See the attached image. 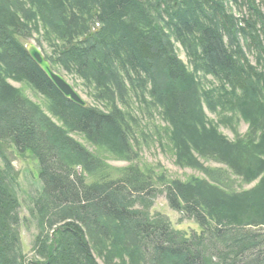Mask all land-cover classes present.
<instances>
[{
	"label": "trees",
	"instance_id": "trees-1",
	"mask_svg": "<svg viewBox=\"0 0 264 264\" xmlns=\"http://www.w3.org/2000/svg\"><path fill=\"white\" fill-rule=\"evenodd\" d=\"M227 1L0 0V264H100L96 255H106L105 264H264V75L245 53L255 48L264 61V14L257 0H234L250 11L242 25ZM34 34L52 67L79 79L95 104L82 107L56 88L22 41ZM9 79L45 96L57 121ZM133 99L161 108L169 125L159 139H167L179 166L208 179H172L136 164L110 169L104 154L130 150ZM205 107L232 111L248 122L247 132L230 140ZM71 133L84 134L98 152ZM7 145L39 165L32 208L39 259L22 251ZM197 156L226 164L240 185L258 181L227 192L222 185L231 176ZM163 192L198 231L151 213Z\"/></svg>",
	"mask_w": 264,
	"mask_h": 264
},
{
	"label": "rangeland",
	"instance_id": "rangeland-1",
	"mask_svg": "<svg viewBox=\"0 0 264 264\" xmlns=\"http://www.w3.org/2000/svg\"><path fill=\"white\" fill-rule=\"evenodd\" d=\"M242 1L243 0H238L239 3ZM256 3L259 5L261 12L264 14V0H257ZM226 6L230 8L235 17L240 20L239 22H241L242 25H245V22L241 21V19L242 17H250V11H248L247 6L241 7L239 4L234 2V0H228ZM37 37V34H34L33 38L22 39V41L24 43L33 41L37 44ZM43 47L46 49V52L50 54V50L47 45L43 44ZM174 47L180 59L184 62L187 68L192 71L193 66L190 63L183 46L179 43H175ZM245 53L250 63L253 66H256L260 72H263L264 75V61L262 58L260 59L261 53L256 51L255 48L249 49L248 47L245 49ZM56 69L57 72L63 74L71 82L80 95L88 102V105L95 104L92 98L87 95L86 90L79 85V79L71 74H67L61 67L56 66ZM197 76L208 85L219 84L214 77L210 75L206 76L202 72H198ZM9 83L13 87L20 89L32 103L37 104L44 112L51 116L53 120L57 121V119L49 111L48 99L36 91L30 84L25 81L15 79H9ZM132 107L136 119H131L132 129L129 132V140L131 144L130 150L125 156H122L123 153L121 155H116L115 153L104 154L106 163L110 166V169L113 170V172H118L127 166L136 164L142 168H151L154 170L155 175L162 173L172 179L187 180L193 176L195 178L201 177L208 179L207 174L202 170L179 166L176 163V155L174 151L166 144L167 139L163 138L162 141L159 139L158 133L163 132L162 128L169 125L163 118L160 107L156 104L146 105V103L139 101V99L132 100ZM205 111L207 117L212 119L215 123H218L221 133L227 136L230 140L236 139L238 135H245L248 130V122L235 116L232 111H223L220 108H217L215 111H211L206 107ZM71 135L90 150L98 152V148L94 146L84 134L71 133ZM7 147L6 151L8 150L7 154L13 166L10 176L14 178L12 184L20 201V217L22 222L18 227V231L21 238L22 251L28 260L39 259L40 255L36 252L35 241L40 234V224L36 214L32 213L34 198L40 191L42 185L39 180V165L33 156L29 154L24 156L19 155L14 146L7 145ZM197 157L205 167L216 169L217 171L224 170L227 172L225 175L229 174L231 176L232 180H229L226 177L222 185L227 192H237L243 189H250L251 187H254L258 181L255 180L252 183H242V185H240L242 180L233 174L231 169L228 168L226 164L217 162L214 159H205L201 156ZM3 164L4 161L0 159L1 168ZM158 180H161L160 177ZM218 186H220V184ZM150 211L152 214L161 213L165 215L175 229L184 231L188 234L193 231H198L199 229L197 223L193 219H188L180 212L171 208L165 192L158 193ZM96 256L100 264H105V259H107L106 255L100 257L98 255ZM124 263L130 264L126 259Z\"/></svg>",
	"mask_w": 264,
	"mask_h": 264
},
{
	"label": "water",
	"instance_id": "water-1",
	"mask_svg": "<svg viewBox=\"0 0 264 264\" xmlns=\"http://www.w3.org/2000/svg\"><path fill=\"white\" fill-rule=\"evenodd\" d=\"M25 47L31 58L40 66L46 76L64 95V97L82 107H86L88 105V102L80 95L71 82L63 74L57 72L52 67L50 61L40 46L33 41H29L25 44Z\"/></svg>",
	"mask_w": 264,
	"mask_h": 264
}]
</instances>
